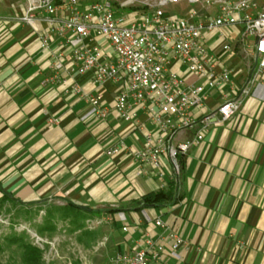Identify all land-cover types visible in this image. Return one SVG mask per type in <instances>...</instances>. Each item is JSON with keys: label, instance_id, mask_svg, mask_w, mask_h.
<instances>
[{"label": "crops", "instance_id": "1", "mask_svg": "<svg viewBox=\"0 0 264 264\" xmlns=\"http://www.w3.org/2000/svg\"><path fill=\"white\" fill-rule=\"evenodd\" d=\"M28 3L0 0V189L22 205L54 200L121 209L96 217L113 226L106 234L110 257L135 253L149 241L164 248L160 264H264V72L254 80V61L244 53L250 41L240 42L241 26L204 36L218 70H232L233 85L205 87L191 115L202 120L215 113L253 79L250 92L227 121L214 114L202 140L178 157L175 177L165 155L159 171L135 161L146 136L155 135L148 114L138 108L137 126L123 122L112 106L115 87L98 88L89 73L76 74L75 42L67 45L53 34L48 48H41L46 15L41 11L32 24L23 22ZM225 40L233 45L229 55L221 52ZM56 56L61 58L54 69ZM175 71L188 84H205L182 68ZM96 94L104 117L86 100ZM196 131L177 133L172 144L192 140ZM120 141L125 150L107 156ZM158 191L169 192L170 199L142 207L143 196ZM156 220L165 228L156 227ZM172 234L183 241L174 251Z\"/></svg>", "mask_w": 264, "mask_h": 264}, {"label": "built area", "instance_id": "2", "mask_svg": "<svg viewBox=\"0 0 264 264\" xmlns=\"http://www.w3.org/2000/svg\"><path fill=\"white\" fill-rule=\"evenodd\" d=\"M25 16L21 19L32 24L40 12L46 31L40 36L41 48H48L51 35L58 34L72 47L71 61L78 75L89 73L92 83L100 88L111 83L114 89L113 110L125 123L137 126L136 110H144L152 124L154 134H148L141 151L134 159L141 166L159 171L162 156L172 165L173 176L180 173L178 157L188 153L208 131L209 120L217 113L221 122L227 121L240 108L248 96L253 79L245 83L238 94L225 100L215 113L202 120L191 115V109L200 106L209 89L233 85L232 70L219 63L204 43L207 33L230 31L241 26L240 42L250 41L244 53L254 61V80L264 72V0H155L145 10H128L126 2L119 5L101 1L84 4L81 0H28ZM187 2L201 4L206 14L190 9L185 16L166 12L169 5ZM148 7V8H147ZM213 9L208 14L209 9ZM127 10V12H126ZM65 12V18L58 14ZM69 34V38L67 35ZM227 55L233 52L229 40L221 46ZM60 56L54 58L52 67H59ZM182 68L204 85L188 84L176 71ZM97 117L107 110L101 105V96H86ZM197 129L192 140L173 145L175 135L183 130ZM125 150L120 141L106 151L109 157ZM156 227L165 225L156 220ZM171 250L183 241L172 234ZM164 248L146 241L135 253L113 254L108 264H160Z\"/></svg>", "mask_w": 264, "mask_h": 264}, {"label": "rangeland", "instance_id": "3", "mask_svg": "<svg viewBox=\"0 0 264 264\" xmlns=\"http://www.w3.org/2000/svg\"><path fill=\"white\" fill-rule=\"evenodd\" d=\"M81 1L84 4L101 1L111 6L126 2L128 9L141 11L155 4V0ZM190 9L206 14L201 4L194 6L187 2L169 5L164 10L183 16ZM65 206L54 200L22 205L12 200L2 201L0 195V264H23L24 244L39 249L40 264H105L110 257V238L106 241V234L113 226L108 219L84 211H67Z\"/></svg>", "mask_w": 264, "mask_h": 264}, {"label": "trees", "instance_id": "4", "mask_svg": "<svg viewBox=\"0 0 264 264\" xmlns=\"http://www.w3.org/2000/svg\"><path fill=\"white\" fill-rule=\"evenodd\" d=\"M128 10L133 11L135 9L129 8ZM0 195L2 201L12 200L11 197L8 194L4 193L1 189H0ZM169 199H170L169 192L158 191L155 193H149L143 196L142 207L155 206L158 203L168 201ZM65 209L67 211H84L89 213L93 217H101L103 213L112 214L121 211V209L119 208H113L109 210L89 209V208L76 206L72 203H67ZM22 250H23V264H40L41 252L39 251L38 248H35L29 244H24L22 245Z\"/></svg>", "mask_w": 264, "mask_h": 264}]
</instances>
